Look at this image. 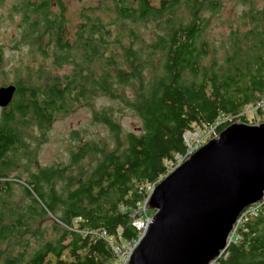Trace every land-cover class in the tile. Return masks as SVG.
<instances>
[{"label": "trees", "instance_id": "obj_1", "mask_svg": "<svg viewBox=\"0 0 264 264\" xmlns=\"http://www.w3.org/2000/svg\"><path fill=\"white\" fill-rule=\"evenodd\" d=\"M108 3L115 18L104 23L94 12L109 11L101 7ZM68 5L69 0L14 5L27 59L39 57L43 63L35 69L26 65L25 80L16 77L14 98L0 120V169H12L15 156L20 159L29 147L22 128L35 125L43 132L57 114L90 106L95 96L129 110L140 128L121 140L116 108L93 110L92 119L110 131L112 144L82 143L94 163L79 171L76 162L84 154L79 149L68 165L73 171L68 181L64 167L33 174L25 182L29 189L23 188L28 199L19 205L10 201L12 183L0 174V264L116 262L108 239L136 240L131 215L145 199L144 188L189 150L184 132L215 127L219 133L228 125L216 126L222 116L231 117L230 123H250L243 114L250 107L264 123V11L243 40L244 49L205 64L200 14L218 10L217 0H101L96 7L79 8L75 17H69ZM133 21L156 24L150 54L128 29ZM64 66L70 68L67 74L55 72ZM15 115L21 122L12 125ZM49 215L64 225H49L54 237L43 234ZM241 219L232 243L213 264H264V204ZM101 231L103 237L94 235Z\"/></svg>", "mask_w": 264, "mask_h": 264}, {"label": "rangeland", "instance_id": "obj_2", "mask_svg": "<svg viewBox=\"0 0 264 264\" xmlns=\"http://www.w3.org/2000/svg\"><path fill=\"white\" fill-rule=\"evenodd\" d=\"M18 1L20 0L0 1V56L2 58V62H0V89L10 87L11 85L15 86L14 83L18 77L25 80L26 65L30 64L32 68L35 69L38 64L43 63L39 57L28 61L30 60L27 59L28 47L20 42V16L17 13L19 11L18 6H14L15 4L17 5ZM100 1L101 0H69L68 15L69 17H75L79 8L84 6L96 7ZM152 1L153 3H158V0ZM217 2L219 4L218 10L211 11L207 8L200 14L204 22L201 41L206 44L205 49L207 50V58L204 60L205 64H208L211 61L220 62L232 51L238 52L244 49L247 42H244L243 40L253 27L254 29L257 27V23L261 18V13L264 11V0H217ZM104 6H109L106 7L109 11L102 12V10L96 8L94 13L99 16L104 23H108V20L111 21L115 18V14L110 12V10H112V5L110 6L109 3L107 5H101V7ZM177 18L183 19L184 12H179ZM121 23L125 24L126 22L121 21L120 24ZM127 25L131 32L138 35L141 50H147L148 52L146 51V53L150 54L149 52L152 51L151 46L154 43L150 35L156 28V24L153 22L138 23L137 21H133ZM123 44L128 46L129 42L125 40L123 41ZM155 56H161V54ZM48 62L50 63V60ZM22 69H24V71ZM69 70L70 68L68 66H64L63 69L55 72L61 75L67 74ZM107 106H114L116 108L114 117L116 122L120 125L118 137L121 140H123L122 134H127L129 132L134 133L139 130L140 122L129 110L117 106L115 101L111 102L107 98L99 96L91 98L90 106H79L70 109L67 113L57 114L53 117L51 123L43 132H41V130L35 125L22 128L21 132L22 135H24V142H27L29 147L22 150L23 155H21L20 159H17L15 156L12 169H0V174L7 176L6 180L12 183V190L9 196L10 201L18 205L26 202L28 198L23 195V188L29 189V186H27L25 182L30 181L31 176L38 173L40 170L64 167L67 171L64 174L63 180H70L73 177V171L68 165H70L74 153H77V151L82 148V143H86L91 147L94 143L100 142L112 144L110 131L92 119L93 110H100ZM7 111L8 108L5 109V112ZM255 113V107L245 109L243 114L246 115L249 122L252 123V120H255V124H246L259 125L261 123ZM2 114L3 110L2 107H0V118H2ZM230 120L231 117L222 116L217 120L216 126L224 123H228L229 125L231 124ZM20 122V117L15 115V120L11 124H20ZM214 128L215 127H205L193 130L192 132H184L183 139L189 150L183 157L176 155L173 161L168 162L170 170L164 177L178 167L196 149L217 135L218 133L214 132ZM191 149L193 150L192 152L190 151ZM79 153H81V155L84 153L82 158L76 162L78 163V170L81 171V168L90 167L94 161L92 157L87 154L89 153L88 148L84 150L81 149ZM1 179L0 188H2L1 183L3 182V178ZM162 179L144 188L145 199L131 215L134 219L132 225L138 231L136 240L132 239L126 242L119 241L118 243L111 238L108 239L117 258L116 262L110 264H124V262L127 261V258L131 255L134 250L133 247L138 243V240L141 238L146 226L151 222V217L153 216V212L147 210L145 203L150 197L154 185L159 183ZM263 204L264 195L262 202L246 209L244 213H247L255 206H261ZM243 214L238 218L231 236H234L235 228L241 222ZM136 216H138V218H136ZM75 221L77 222L78 219ZM43 222L47 228V230L43 232L46 237H54L56 235L55 230L53 229L52 231L49 227L50 224L53 223L58 227L64 226L61 221L52 215H49V217L47 216V221L44 220ZM94 235L101 238L103 237L104 232L101 231ZM230 242L231 240L229 238L226 248ZM119 252H122L123 255H119ZM223 253H221L216 261L222 257Z\"/></svg>", "mask_w": 264, "mask_h": 264}, {"label": "water", "instance_id": "obj_3", "mask_svg": "<svg viewBox=\"0 0 264 264\" xmlns=\"http://www.w3.org/2000/svg\"><path fill=\"white\" fill-rule=\"evenodd\" d=\"M16 87L0 89V107ZM264 195V123L229 124L153 187L151 222L126 264H213Z\"/></svg>", "mask_w": 264, "mask_h": 264}, {"label": "built area", "instance_id": "obj_4", "mask_svg": "<svg viewBox=\"0 0 264 264\" xmlns=\"http://www.w3.org/2000/svg\"><path fill=\"white\" fill-rule=\"evenodd\" d=\"M190 151L192 152L193 150L191 149ZM258 207H259V206H255V207L251 208V209L248 211V213L251 214V215H254V214L257 212ZM146 224H147V223H146ZM146 224H145V225H146ZM233 237H234L233 235L230 237V240H231L230 243H232V238H233ZM230 243H229V244H230ZM133 248H135V246H134ZM118 254L121 255V256L123 255L122 252H119ZM127 259H128V258H127ZM124 264H126V261L124 262Z\"/></svg>", "mask_w": 264, "mask_h": 264}, {"label": "flooded vegetation", "instance_id": "obj_5", "mask_svg": "<svg viewBox=\"0 0 264 264\" xmlns=\"http://www.w3.org/2000/svg\"><path fill=\"white\" fill-rule=\"evenodd\" d=\"M9 105H10V104H9ZM9 105H8V106H9ZM8 106H7L6 108H8ZM6 108H4V109H2V110H5ZM0 120H1V118H0Z\"/></svg>", "mask_w": 264, "mask_h": 264}, {"label": "bare ground", "instance_id": "obj_6", "mask_svg": "<svg viewBox=\"0 0 264 264\" xmlns=\"http://www.w3.org/2000/svg\"><path fill=\"white\" fill-rule=\"evenodd\" d=\"M152 218V217H151ZM146 219H148V218H146ZM144 220V219H143ZM147 221V220H146Z\"/></svg>", "mask_w": 264, "mask_h": 264}]
</instances>
